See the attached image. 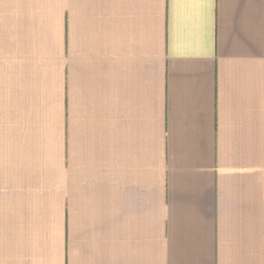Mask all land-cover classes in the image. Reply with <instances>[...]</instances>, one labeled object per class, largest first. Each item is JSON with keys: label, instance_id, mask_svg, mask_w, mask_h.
<instances>
[{"label": "crops", "instance_id": "obj_1", "mask_svg": "<svg viewBox=\"0 0 264 264\" xmlns=\"http://www.w3.org/2000/svg\"><path fill=\"white\" fill-rule=\"evenodd\" d=\"M0 264H264V0H0Z\"/></svg>", "mask_w": 264, "mask_h": 264}]
</instances>
